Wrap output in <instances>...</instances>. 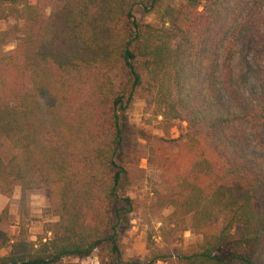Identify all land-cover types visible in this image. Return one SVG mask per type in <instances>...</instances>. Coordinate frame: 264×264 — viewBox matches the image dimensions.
Masks as SVG:
<instances>
[{
	"label": "trees",
	"instance_id": "obj_1",
	"mask_svg": "<svg viewBox=\"0 0 264 264\" xmlns=\"http://www.w3.org/2000/svg\"><path fill=\"white\" fill-rule=\"evenodd\" d=\"M136 7L156 21H138ZM6 19L15 23L0 30V143L9 149L0 190L9 199L18 186L24 213L28 191L58 186L59 205L50 235L32 241L20 226L0 264H60L94 250L98 264H141L123 258V211L147 226L144 264H259L264 0H64L48 15L42 0H0ZM142 91L158 115L187 127L162 162L168 189L133 199L118 193L131 172L120 111ZM187 223L200 240L183 254L173 246Z\"/></svg>",
	"mask_w": 264,
	"mask_h": 264
},
{
	"label": "rangeland",
	"instance_id": "obj_2",
	"mask_svg": "<svg viewBox=\"0 0 264 264\" xmlns=\"http://www.w3.org/2000/svg\"><path fill=\"white\" fill-rule=\"evenodd\" d=\"M64 0H42L44 14L58 7ZM136 19L140 22L154 23V14L143 13L140 7L134 10ZM13 19L0 21V30L13 25ZM15 40L7 44L6 50L15 48ZM120 122L123 127L124 145L123 153L131 172L118 189L120 197L129 196L133 199L153 198L156 192H165L168 187L161 181L163 172L162 162L170 159L176 153L178 145L175 141L180 134L186 131V123L180 120H165L157 114L155 107L150 103V95L142 91L125 111H120ZM0 155L6 160L9 149L4 142L0 143ZM58 186L30 190L27 193L26 211L19 209V188L15 187L12 196L8 199L0 190V213L8 204V213L0 219V255L7 254L6 244L8 240L17 236L20 226H24L32 241L39 237L50 235L48 229L57 220V208L59 205ZM123 206L121 200L116 201L114 207ZM172 209H164L166 217ZM118 228L124 259H137L141 264L147 262L151 252L146 246L147 226L135 213L122 212ZM155 225L154 244L162 247L159 231ZM200 237L188 228V223L179 229L174 239V248L177 252L190 254L196 249ZM263 256L257 261L264 264ZM100 252L94 250L89 256L82 258L70 256L62 260L60 264H98Z\"/></svg>",
	"mask_w": 264,
	"mask_h": 264
}]
</instances>
